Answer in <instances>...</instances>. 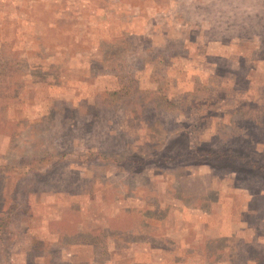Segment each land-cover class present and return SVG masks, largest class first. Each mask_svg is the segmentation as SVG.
Here are the masks:
<instances>
[{
    "label": "rangeland",
    "instance_id": "1",
    "mask_svg": "<svg viewBox=\"0 0 264 264\" xmlns=\"http://www.w3.org/2000/svg\"><path fill=\"white\" fill-rule=\"evenodd\" d=\"M0 264H264V0H0Z\"/></svg>",
    "mask_w": 264,
    "mask_h": 264
},
{
    "label": "trees",
    "instance_id": "2",
    "mask_svg": "<svg viewBox=\"0 0 264 264\" xmlns=\"http://www.w3.org/2000/svg\"><path fill=\"white\" fill-rule=\"evenodd\" d=\"M72 147H73V145H72ZM188 151H190L191 153L188 152ZM196 153H197L196 148L190 149V150L186 149V151H183L178 157H180V156L183 157V158L186 157L187 158L186 159V162H188V164L189 163L200 164L202 161L199 158H201V157L198 158V156H197ZM218 154L219 153L216 152V151H214V150H212V151L209 150V152H208V158H212L214 160V162H216L217 165L215 163H213V165L216 166V167H219V166L222 165V164H218L217 163V160H219V157H217ZM220 156H226V155H225V153H222V154H220ZM230 160H231V162H237L238 161L237 158H232ZM226 164L229 165L227 167L234 168V169H237L238 168V167H236V166H234L232 164H228V163H226Z\"/></svg>",
    "mask_w": 264,
    "mask_h": 264
}]
</instances>
